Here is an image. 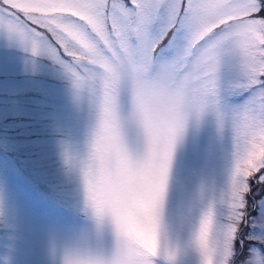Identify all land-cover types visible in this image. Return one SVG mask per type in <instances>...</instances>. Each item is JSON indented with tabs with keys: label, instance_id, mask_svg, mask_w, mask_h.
Here are the masks:
<instances>
[{
	"label": "snow or ice",
	"instance_id": "snow-or-ice-1",
	"mask_svg": "<svg viewBox=\"0 0 264 264\" xmlns=\"http://www.w3.org/2000/svg\"><path fill=\"white\" fill-rule=\"evenodd\" d=\"M0 7V28L14 34L25 50L46 53L61 63L71 74L78 97L89 93L96 118L111 133L123 135L121 121L134 118L158 143L170 147L172 155L189 114L199 115L216 105L218 54L225 42L231 43L241 77L236 87L248 94L231 112L235 150L229 180L209 199L201 189L190 242L201 264H232L245 221L249 180L264 184V173L256 175L264 169V16L257 15L264 3L0 0ZM165 39L168 43L162 46ZM124 97L129 105L126 114ZM166 197L167 192L165 202ZM164 210L165 205L153 245L144 251L113 249L111 264L175 259L177 249L168 241ZM179 222H185L183 215ZM248 251L241 264L253 262L250 256L259 264V250ZM78 260L103 264L97 254L78 255Z\"/></svg>",
	"mask_w": 264,
	"mask_h": 264
},
{
	"label": "rangeland",
	"instance_id": "rangeland-1",
	"mask_svg": "<svg viewBox=\"0 0 264 264\" xmlns=\"http://www.w3.org/2000/svg\"><path fill=\"white\" fill-rule=\"evenodd\" d=\"M257 15L264 16V9ZM215 75L216 105L189 114L173 155L164 223L177 255L173 261L159 257L155 264H201L190 242L196 201L201 189L209 199L230 177L235 150L231 112L248 94L236 87L241 77L230 42L221 46ZM123 103L126 114L127 97ZM95 119L89 93L76 98L72 76L61 63L25 50L14 34L0 28V264H64L70 254L112 252L111 234L81 210L74 177L62 160L65 149L83 146ZM122 133L136 145L137 125L123 124ZM261 173L264 169L256 175ZM249 184L232 264H241L249 248L264 254V184L254 179Z\"/></svg>",
	"mask_w": 264,
	"mask_h": 264
},
{
	"label": "clouds",
	"instance_id": "clouds-1",
	"mask_svg": "<svg viewBox=\"0 0 264 264\" xmlns=\"http://www.w3.org/2000/svg\"><path fill=\"white\" fill-rule=\"evenodd\" d=\"M121 123L140 129L135 146L124 135L111 133L96 118L83 146L65 149L62 160L74 177L81 210L98 228L108 230L113 249L144 251L155 241L173 155L170 147L158 143L134 118ZM97 255L103 264H111L110 255ZM250 259L257 264L252 256ZM69 260L79 264L78 255H68L64 264ZM259 264H264V254Z\"/></svg>",
	"mask_w": 264,
	"mask_h": 264
}]
</instances>
